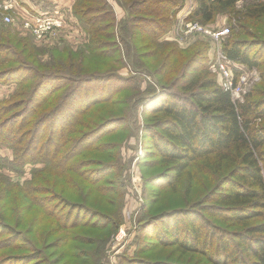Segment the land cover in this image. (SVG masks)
I'll list each match as a JSON object with an SVG mask.
<instances>
[{
	"label": "trees",
	"instance_id": "1",
	"mask_svg": "<svg viewBox=\"0 0 264 264\" xmlns=\"http://www.w3.org/2000/svg\"><path fill=\"white\" fill-rule=\"evenodd\" d=\"M237 1L194 0L186 20L207 24L220 12H234ZM121 3L127 16L116 23L107 0H75L71 14L88 40L76 50L53 47L46 63L36 59L40 54L29 37L16 39L9 24L1 27L0 39L7 38L0 49L6 54L2 61L16 64L3 72L16 89L0 100V148L11 149L9 164L15 172L27 164L43 166L39 182L33 172L22 187L0 173V264H59L64 259V264L70 259L88 264L91 255L76 251L75 245L83 238L84 244L96 243L95 232L103 234L99 241L104 243L120 222L123 193L114 192L115 179L106 177L117 168L107 153L115 145L103 139L127 122L130 103L140 96L141 81L118 74L125 66L143 80L153 78L156 89L160 86L150 99L139 100L143 105L151 102L144 113L152 114L143 126L149 143L143 167L162 166L147 177L146 185L171 194L179 183L184 185L182 206L154 213L151 202L145 203L140 228L156 223L155 244L188 257L198 254L201 264H264V71L255 94L233 100L218 73L217 79L205 69L204 55L198 56L201 51L194 44L180 48L162 40L183 0ZM235 15L244 38L233 33L222 45L223 54L235 65L263 67L264 0L245 1ZM96 60L102 71L90 72ZM115 80L123 85L114 86L105 98L73 100L78 94L79 100L86 97L81 96L87 90L82 86L103 82L104 88H111ZM169 87L177 91H167ZM121 91L122 98L115 99ZM147 91L154 87L147 85ZM66 110L70 115L57 119ZM194 175L212 182L196 199L185 197ZM82 214L86 218L81 222ZM180 219L185 221L182 227ZM50 249L54 251L44 253ZM128 263L183 264L137 255Z\"/></svg>",
	"mask_w": 264,
	"mask_h": 264
},
{
	"label": "rangeland",
	"instance_id": "2",
	"mask_svg": "<svg viewBox=\"0 0 264 264\" xmlns=\"http://www.w3.org/2000/svg\"><path fill=\"white\" fill-rule=\"evenodd\" d=\"M245 1L248 0L237 1L234 7V12L241 10ZM108 3L109 5L110 3L112 4L110 6L113 9L116 23L127 16L126 8L121 3V0H109ZM47 8L48 7H45V9ZM53 8L54 7H49V9L47 10H55ZM114 9L116 11H114ZM60 10L61 9L58 8V11ZM234 12H231L230 14L220 12L216 14L213 20L211 22H208L207 24H201L199 22L201 25L206 26L208 29L215 31L224 27L228 28V34L222 37L219 41H213L209 36L202 35L198 32L190 34L184 33L183 29H181L180 27L181 24L179 18L182 15L180 11L176 14V16L172 17L173 22L172 24L170 23V28L168 32L162 37V40L176 42L180 48H186L187 46L194 44V46H196L194 48L201 51L198 56L201 57L202 55H204L203 66L205 67V69H207L211 73V75L213 74L217 77L215 61L217 58L218 48H222L223 43L230 39L235 32L238 33L236 35L238 38H244V36L241 34V31L237 28L239 19L237 15H235V17L233 16ZM58 13L62 14V20H60V22H56L57 25L53 26L52 30L45 32L47 36L44 38H37L32 32L21 29L20 25H22V23L26 20L22 21V18L18 16V12H14V14H12L13 23H9L8 25L6 23L3 24L0 21V31L2 25H8L11 29V35H15L16 39L29 37L33 45L36 46L35 52L37 54H40L38 56L36 55V59H38L42 63H46V61H48L51 57L50 50L53 47L62 49L65 46H70L72 49L76 50L78 46L83 45V43H86L88 40V36L85 31H83L82 33L78 31L74 23H72V21L70 20V16H65L62 11ZM66 17L69 19L65 20ZM73 21L75 22V19H73ZM76 24L79 26L77 21ZM6 41L7 38H5V41L0 39V49L5 47ZM7 43L13 46L15 44V41L10 40ZM5 55L6 54L4 51H0V75L1 77H4H0V100L9 98L16 89V83L9 81L8 76L5 74V72H3L7 68L16 67V64H14V62L9 63L7 61H2ZM90 64L91 65L88 68L90 72L102 71L99 67L98 60L91 61ZM197 64L198 63L194 64L195 69L198 67ZM261 71H264V66L253 69H248L239 64L232 66V74L235 82L239 80L240 76L245 77V81L242 82L244 84L241 85L242 90H240L239 94L231 93L233 100L243 101L247 95H253V93L255 94V91H257V89L261 85ZM118 74L123 77L131 75L133 76V78L141 81L138 93V95L140 96H136L132 100V103H130V106L132 107V110L130 112L131 116L126 120L127 122L123 126H117V130H114L108 137L103 139V141H109V143L112 142L113 145H115L114 150L107 153L112 155V159L117 165V168H115L114 171H111L106 177L115 179L114 192L117 191L123 193V197L120 199L123 206L122 217L117 226L115 225L114 229L112 228L107 238H105L104 243L102 241H99V239L104 237L103 234L95 232L94 235H97L96 239H98L96 243L92 245L84 244L86 240L85 238H83L84 240H82V243H79L77 246L75 245V250L78 252L89 253L91 255L93 263L89 259V261L87 260L88 264H127V259L135 255L149 261L163 260L183 264H201L203 263V259L198 254H193L191 257H188L180 255L170 246L167 247L160 244L159 242L155 244L154 242L156 240L154 239L153 235L154 232L157 231L153 230L154 226L152 225H155L156 223H152L145 228H140L139 226V220L141 219L142 215L141 212L145 203L151 202V204H149L150 209L154 210V213L155 211H162V209L165 208L167 209V206L169 205H184L185 203L182 200L184 196V185L179 183L178 186H180V188L178 189V191H174L175 193L172 194L169 193L167 189H160V191H157L155 189L156 186L152 187L150 185H146L148 181L147 177H150L154 172L162 169V166H157L150 169L143 167V161H145V159H148L149 157V155H147L148 153L146 152L149 151V143L146 142L148 138L146 137V134L143 130V126L152 117V114H150L149 112L144 113L145 109L149 108L151 102L145 100L143 105V102L139 100L146 99L147 97L150 99L155 91L160 90V86L158 85V89H156V87L153 85L155 81L153 80V78L145 76L146 80H143L144 77H140L139 75L137 76L136 72H132L128 66L120 68L118 70ZM137 80V88L134 91L135 94L138 92L139 87ZM109 85H111L112 87L104 88L105 86L103 82H95L87 86H82V89L87 90H84L81 96L86 97L81 98L80 96L79 98H81V100H79L77 99V97L79 96L78 94L73 98V100L75 99L82 102L83 100L89 99H102L105 98L109 93L114 91V86L119 88L123 84L119 80H115L110 82ZM147 85H151L152 87H154V91L151 93L148 91L145 92V87H147ZM167 91L175 92L177 91V88L169 87ZM121 98L122 91L117 93L115 99ZM254 98L257 97L254 96ZM137 102L138 105L136 107H133L132 104H135ZM146 105L148 108L146 107ZM126 107L127 105L125 106V108ZM127 108L129 109V107ZM69 115L70 111L66 110L64 112H60L57 119H60L61 117H67ZM12 158L13 155L11 149L4 146L0 148V173L6 176L5 178L9 179L12 183L22 187L25 182L31 181V179H33L32 173L35 172L34 177H36V180L39 182L41 177L38 178L37 176H39L38 171L43 166L42 164H27L24 166L22 171L15 172L10 168L11 165L9 164ZM194 176L195 177H193L192 190L191 192H186L185 197L191 195V197H195L194 199H196L198 196L204 194L212 187V182L209 177L197 175ZM51 178L53 181H55V178ZM157 183H159V185H163L162 180H158ZM120 184H122V187L120 186ZM59 186L60 184L57 185V189L59 188ZM27 201L28 200H25L24 202L27 203ZM186 206H189V204H186L185 207ZM192 212L194 211L192 210ZM27 213V211L24 212L25 215H27ZM85 218L86 216L82 214L80 216L81 222ZM100 221L102 220L100 219ZM25 224H27L26 219ZM183 225H185V221L183 219H180V227H182ZM118 226L125 227L126 235L121 240L115 241L113 239V235L116 233L115 231ZM92 233L93 232L89 234ZM62 249L63 248H59L55 251L56 253H60ZM52 251H54V249L45 250L44 253L48 254ZM82 261H84V259H70L66 262L68 264H81ZM64 263L65 259L59 262V264Z\"/></svg>",
	"mask_w": 264,
	"mask_h": 264
},
{
	"label": "built area",
	"instance_id": "3",
	"mask_svg": "<svg viewBox=\"0 0 264 264\" xmlns=\"http://www.w3.org/2000/svg\"><path fill=\"white\" fill-rule=\"evenodd\" d=\"M14 0H0V21L2 23H13L14 10ZM194 6V0H184V6L180 10L182 15L179 18L180 27L183 29L184 33H200L202 35L209 36L213 41H219L222 37L228 34V28L224 27L218 30L208 29L206 26L201 25L197 21L186 20L189 12ZM4 11V12H3ZM16 13V12H15ZM57 25L55 21L49 18H41L39 16L31 17L20 25L21 29H25L32 32L37 38H44L47 35L45 32L52 30L53 26ZM235 64L228 60L223 54L221 48H218L217 58L215 61L216 72L220 76V83L224 89L229 90L231 93L239 94L242 90V82L245 81L244 76H240L237 82L234 81L232 74V66ZM232 95V94H231ZM126 235L125 227H119L116 233L113 235L115 241H119Z\"/></svg>",
	"mask_w": 264,
	"mask_h": 264
},
{
	"label": "crops",
	"instance_id": "4",
	"mask_svg": "<svg viewBox=\"0 0 264 264\" xmlns=\"http://www.w3.org/2000/svg\"><path fill=\"white\" fill-rule=\"evenodd\" d=\"M75 0H14V10L18 12V16H20L23 20H28L31 17L39 16L41 18H49L55 22H60L62 20V14L58 13L60 11L65 14V16H70V20L74 23L75 27L81 33L83 30L73 21L75 19L71 14V8L74 4ZM109 2V0H107ZM110 5H112L110 3ZM45 7H54L55 10H47ZM58 8L61 10L58 11ZM114 11H116L114 9ZM182 13V11H180ZM65 18V20L69 19Z\"/></svg>",
	"mask_w": 264,
	"mask_h": 264
}]
</instances>
